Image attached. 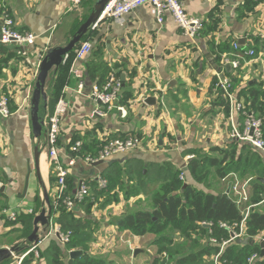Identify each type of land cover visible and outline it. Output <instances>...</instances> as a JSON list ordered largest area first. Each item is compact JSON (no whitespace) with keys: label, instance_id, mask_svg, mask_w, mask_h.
<instances>
[{"label":"crops","instance_id":"crops-1","mask_svg":"<svg viewBox=\"0 0 264 264\" xmlns=\"http://www.w3.org/2000/svg\"><path fill=\"white\" fill-rule=\"evenodd\" d=\"M94 1L84 0L71 8L65 0H0V28L5 18H11L17 31L35 36L34 44L25 47L24 53L14 45L0 44V97H8L12 112L9 118L0 117V204L7 207L6 211L15 212L16 217H35L42 207L41 188L46 189L50 200L58 189L57 179L50 181L52 166L47 152L31 133L29 108L22 107L24 98L33 90L39 59L49 48L68 43L75 33V23L87 19ZM184 7L190 17L202 21V32L193 40L184 37L168 15L158 25L149 8L143 6L119 22L100 23L92 35L91 54L82 61H74V56L66 59L46 82L47 97L55 94L57 101L61 98L67 105L57 147L63 168L67 167L72 146L81 143L79 159L66 168V195H72L79 182L88 185L90 196L104 193L107 186L99 184L104 173L118 171L122 176L123 187L107 191L93 204L76 207L72 215L92 223L88 255L106 264H153L157 258L159 247L154 233L137 236L119 228L117 222L129 213L152 211L151 197L163 184L157 180V173L167 167L180 171L184 184L206 195L223 198L227 194L241 216L246 212L264 215V196L260 203L253 204L250 187L257 178L264 179L257 167L258 161L263 163L264 154L231 137L234 128L242 131L243 119L237 116L231 123L220 104L221 100L225 104L224 100L213 92L219 72L233 82L236 99L243 89H264V0H185ZM233 43L256 53L254 60L240 62L237 71L224 63L234 59ZM100 63L110 69L106 80L109 76H125L124 87L110 110L89 97L104 76L99 71L91 80L87 66ZM172 82V88H168ZM142 96L157 99L148 106L139 101ZM94 112L101 115L94 116ZM128 136L139 138V148L113 156L100 166L83 162L107 141ZM254 153L256 156H252ZM225 154L228 158L222 166L232 170L223 180L212 166L202 183L191 179L189 164L194 159L203 156L218 162ZM29 169L27 193L21 199ZM135 171L142 172L141 185L136 176L130 175ZM57 215L53 213L52 229ZM19 227L0 213V249L22 246L25 239L18 240ZM50 230L39 231L37 246L22 247L16 255L22 257L21 264L27 259L28 264H47L39 254L52 240L56 241L48 235ZM136 250L139 253L134 254ZM13 261L3 264H17Z\"/></svg>","mask_w":264,"mask_h":264},{"label":"trees","instance_id":"trees-1","mask_svg":"<svg viewBox=\"0 0 264 264\" xmlns=\"http://www.w3.org/2000/svg\"><path fill=\"white\" fill-rule=\"evenodd\" d=\"M84 20H79L75 23V31L85 22ZM84 39H86V37ZM73 56L74 52L69 54L67 61L69 58H73ZM99 71H103L102 76H104V79L110 74L109 67L103 63L89 64L87 66V75L91 80L96 79V75ZM104 79L101 80L99 84H102L106 80ZM52 96L53 98L47 97L48 114L52 113L57 101V96L55 94ZM219 98H221V96H219ZM237 98V100L242 99L240 101L243 102L247 111L253 113L257 119L262 121L260 116L264 117V89L249 87L237 93ZM220 104L227 112L228 108L226 104H223L222 100ZM262 127L264 135V120L262 121ZM233 154L234 153L231 155L233 156ZM252 156H256V154L254 153ZM227 158L228 154H225L222 160L217 162L215 159L199 156L189 164L191 179L196 183H202V181H204L203 179L209 176L208 170L210 166H212L217 169L216 176L223 180L232 170L230 167L227 168L222 166ZM252 161V163L255 162L254 160ZM257 167H259V175L264 177V170H260L262 167L264 169V159L263 163L257 162ZM53 169L52 167L50 175L51 182H55L57 179L56 172H54ZM180 174V171H174L169 167L164 170H159L157 173V180H162L163 184L160 186L159 191L151 197L152 211H140L134 214L129 213L124 218L118 220L117 226L121 229L129 230L137 236H143L149 232L154 233L157 237L155 241L156 245L159 247L158 254L162 252L167 253L171 257V262L173 261L175 264H197L199 259L208 263L211 256L217 253L219 245L210 247L205 245L203 243L204 237L207 236L208 232L211 230V237L218 243L225 241L227 239V233L226 230L220 228V224H237L241 221L242 216L237 206L230 202V200L228 201L222 197L206 195L195 186L184 184V182L179 179ZM130 175L136 176L139 185L142 184V172H130ZM121 177L118 171L104 173L102 175V180L107 182L106 191L104 193H96L92 196L89 195L79 206L83 204H86V206L88 204H93L107 191L123 187ZM184 185L186 186L184 187ZM250 187L252 189L251 202L253 204L260 203L263 198L262 196H264V185L257 181H253ZM50 202L53 209L52 200H50ZM55 212L58 215L54 218V222L61 232L70 233L69 242L65 246H61L57 240H52L48 247L40 252V259L44 260L47 264H106L105 261L92 258L88 255L92 237V223L87 220L74 219L72 217L73 214L65 212L63 208L52 211V216ZM33 218L34 215L17 214L16 223L20 225V227L17 228L19 233L18 240L26 239L31 234L33 230ZM202 223L209 224L211 226L209 228L210 230L204 228ZM246 227L248 235L257 236L264 231V215L256 213L249 214ZM168 232L170 234L176 232L177 234L169 236L170 234L166 235ZM176 237L184 240L187 246H181L179 248L180 250L172 251L171 247H174V244L177 242V240H175ZM192 247H195L196 250L194 248V251H187L181 254V256H176L180 251ZM257 249V247L252 246L242 247L241 245L231 244L225 248L224 256L232 264H245L246 257ZM22 250L21 248L20 251ZM73 250L80 251L82 255L75 259H70L69 253ZM29 261L30 260L27 259L23 264H28ZM262 264H264V262Z\"/></svg>","mask_w":264,"mask_h":264},{"label":"built area","instance_id":"built-area-1","mask_svg":"<svg viewBox=\"0 0 264 264\" xmlns=\"http://www.w3.org/2000/svg\"><path fill=\"white\" fill-rule=\"evenodd\" d=\"M71 5V8L78 7L84 0H65ZM185 0H110L101 14L98 22L92 28L91 32L86 36V39L74 50V61H82L93 51L92 35L95 29L100 23L119 22L123 17L132 13L136 9L147 6L149 8L150 15L154 18L158 25H162L166 15L171 17L181 34L193 40L202 32V21L197 18L190 17L184 7ZM35 36L31 33H21L17 31L15 22L11 18H5L0 28V44L1 45H14L16 47L32 46L34 44ZM232 50L235 52L234 59L230 62L225 60L224 63L229 64L234 71H237L240 67V62L247 60H254L256 53L253 50H242L237 43L232 44ZM24 53V51H23ZM43 57L39 59V64ZM38 64V66H39ZM38 67L34 74L35 79L37 76ZM82 88V84L79 85ZM33 89V88H32ZM121 90V83L115 76H109L102 84L93 86L90 91V99L94 102L102 105L106 110H110L118 99L119 92ZM213 92L221 96L224 100L228 111L227 117L231 123L234 118L240 116L243 119L242 131H238L234 128L231 132V137L237 139L240 142L249 144L255 150H258L264 154V135L262 121L257 119L255 115L247 111L243 105V102L237 100L234 94V88L231 80L224 77L222 72L216 74V82L213 85ZM32 90L24 98L22 107H28L30 103ZM144 96L139 100L143 103ZM67 105L63 99H59L50 114H46L44 121V136L41 141H38L40 147L47 152V156L54 168L57 177L58 189L54 199L52 200L53 211L63 208L65 212L72 213L75 208L82 204L89 196V188L85 182H79L76 187L75 193L72 195H66V168L72 167L77 159L80 157L81 143L76 142L71 148V157L68 160L67 167L63 168L58 162V139L60 132L61 119L66 111ZM9 111V99L6 96L0 97V117L9 118L11 116ZM94 116L101 115L99 112H94ZM141 142L139 138L135 136H128L126 138L112 139L104 143L99 151L91 156H86L82 160L88 166L110 159L113 156L124 154L126 152L139 148ZM179 179L184 182V175L181 173ZM100 187L105 188L107 182L99 179ZM233 190L236 191V186H233ZM1 213L6 214L10 222L16 221V213L3 210ZM248 218V212H246L239 223L226 225L220 224V228L226 230L227 239L221 243H218L211 237V226L206 223H202V226L209 229L206 241L203 243L207 246L219 245L217 253L213 254L208 260L210 264H232L224 256V250L231 244H237V241L242 243L248 242L251 246L257 247L256 251L251 252L245 259V264H262L264 257H261V249L258 247L259 242L264 238V231L257 236H250L247 234L246 221ZM52 221V220H51ZM51 230L48 235L53 236L61 246H65L69 242L70 233H63L60 231L57 225H50ZM207 242V243H206ZM243 245V244H237ZM13 254L15 263L21 264L22 257L19 258ZM35 257L38 254L35 253ZM153 264H175L171 262V257L165 253H159Z\"/></svg>","mask_w":264,"mask_h":264},{"label":"water","instance_id":"water-1","mask_svg":"<svg viewBox=\"0 0 264 264\" xmlns=\"http://www.w3.org/2000/svg\"><path fill=\"white\" fill-rule=\"evenodd\" d=\"M109 2L110 0H95L91 12L88 15L87 19L78 27L75 33L70 37L68 43L63 47L49 48L45 53L43 59L41 60L38 66L37 76L35 79L34 87L30 98L29 117H28L31 133L34 136V138L37 139L38 141H41L45 132L44 121L47 114V94L45 92V87L49 74L51 72L56 73L58 69L64 64L69 54L74 52V50L81 43V41L91 32L92 28L98 22L101 14L103 13L105 7ZM107 41H108V45H110L109 39ZM242 43L243 41L239 42V44ZM239 47L241 48L240 45ZM16 49L20 52L24 51L22 47H17ZM226 70L230 71V66H226ZM119 82L121 83V88H123L125 83V76L123 74H120ZM173 84H174L173 82L170 83L168 85V88H172ZM156 99L157 96H155L154 98L146 97L143 100V104L152 106L155 104ZM38 156H39V152L37 148L34 156L36 171H37ZM102 164L103 161H100L93 164L92 166L96 167ZM29 173H30V169L28 170V174L25 178L23 192L22 195L20 196L21 199H23L27 193ZM256 180L264 185V179L257 178ZM185 186L186 185H184V187ZM41 193H42V202H41L42 207L40 209V212L33 218V230L31 234L24 240V243L26 245L37 246L41 240V237L39 236L40 235L39 231L41 230V233H45L50 228L51 225L53 209L51 206L50 198L44 187L41 188ZM223 198L229 201L227 194H224ZM236 243L248 245V242L242 243L241 241H237ZM258 247L261 249L260 251L261 257H264V238L259 242ZM20 250H21L20 244H16L11 247L0 249V264L9 261L12 258L13 254L19 253ZM137 253H139L138 250H136L134 254ZM81 255L82 253L80 251H73L69 253V258L75 259L77 257H80Z\"/></svg>","mask_w":264,"mask_h":264},{"label":"rangeland","instance_id":"rangeland-1","mask_svg":"<svg viewBox=\"0 0 264 264\" xmlns=\"http://www.w3.org/2000/svg\"><path fill=\"white\" fill-rule=\"evenodd\" d=\"M242 182H240V185H239V187H242V184H241ZM5 209H7V207H4V205H1L0 204V213L3 211V210H5ZM168 234H170L169 232L166 234V235H168ZM174 234H177L176 232H174L173 234H170L169 236H172V235H174ZM175 240H177V242L174 244V247H171V250L172 251H176V250H180L179 248L181 247V246H187V244H186V242L184 241V240H181V239H179L178 237H176V239ZM22 246H21V248L23 247H25L26 246V244L25 243H22L21 244ZM200 245V244H199ZM194 248L195 247H192V248H186L185 250H183V251H180V253L179 254H176V256H181V254H184L185 252H187V251H194ZM192 249V250H191ZM195 250H196V248H195ZM12 259V258H11ZM25 261V260H24ZM13 263H15V260L13 261ZM197 264H209V263H205L204 261H202V259H199V262L197 263Z\"/></svg>","mask_w":264,"mask_h":264}]
</instances>
